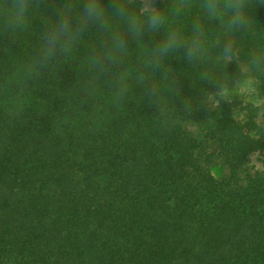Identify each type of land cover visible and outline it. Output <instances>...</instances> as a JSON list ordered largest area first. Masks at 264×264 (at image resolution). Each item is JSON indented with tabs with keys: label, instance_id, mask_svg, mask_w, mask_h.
Returning a JSON list of instances; mask_svg holds the SVG:
<instances>
[{
	"label": "trees",
	"instance_id": "trees-1",
	"mask_svg": "<svg viewBox=\"0 0 264 264\" xmlns=\"http://www.w3.org/2000/svg\"><path fill=\"white\" fill-rule=\"evenodd\" d=\"M111 2L106 28L45 58L87 0H28L19 23L0 0V264H264V125L235 93L250 75L264 99V0H246L238 29L206 0H157L165 23L139 36ZM119 2L144 20L140 0ZM196 24L202 54L158 56Z\"/></svg>",
	"mask_w": 264,
	"mask_h": 264
},
{
	"label": "clouds",
	"instance_id": "clouds-1",
	"mask_svg": "<svg viewBox=\"0 0 264 264\" xmlns=\"http://www.w3.org/2000/svg\"><path fill=\"white\" fill-rule=\"evenodd\" d=\"M28 7V0H13V9L17 23L23 20ZM109 7L112 9L114 15L127 19L129 30L134 36L143 34L145 24L147 25V30L151 32L159 30L165 23L164 16L151 5H146L144 20L139 19L134 14H130L119 0H112ZM202 7L210 18L222 17L227 13H231L226 25L229 29L243 28L247 25L245 14L246 0H206V3ZM89 23H95L101 28L108 26L105 6L100 3V0H87L75 27L69 15L61 14L55 27L46 35L45 58H50L57 50L67 52L75 39L83 33ZM193 31L194 37L191 43L182 39L179 33L174 31L169 32L166 39L157 45L155 49L156 53L162 57L171 50L184 47L188 59H193L197 55L202 54L201 37L204 35L203 30L199 24H196ZM113 44L116 50H122L125 46V42L119 37L115 38ZM223 55L226 58H231L233 55V45L230 41L226 44ZM94 60L96 63H99V58L94 57ZM259 60L260 57L257 56L253 59V63H258Z\"/></svg>",
	"mask_w": 264,
	"mask_h": 264
},
{
	"label": "rangeland",
	"instance_id": "rangeland-1",
	"mask_svg": "<svg viewBox=\"0 0 264 264\" xmlns=\"http://www.w3.org/2000/svg\"><path fill=\"white\" fill-rule=\"evenodd\" d=\"M143 4L144 9L146 5H151L155 8L157 0H140ZM246 70V67H245ZM235 93L241 97L244 103H251L258 108V121L264 125V99L260 98L256 91V80L254 77L248 75L236 88ZM236 117L242 119L244 112L238 110ZM250 167L253 170H262L263 166L260 162L259 156L254 155L250 161ZM212 173L216 177H222L226 173V169L222 166H217L212 169Z\"/></svg>",
	"mask_w": 264,
	"mask_h": 264
}]
</instances>
